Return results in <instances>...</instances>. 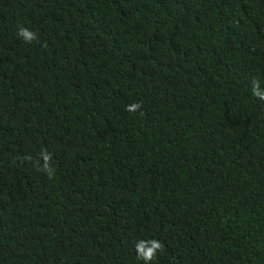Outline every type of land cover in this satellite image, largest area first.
Instances as JSON below:
<instances>
[{"label":"trees","instance_id":"1","mask_svg":"<svg viewBox=\"0 0 264 264\" xmlns=\"http://www.w3.org/2000/svg\"><path fill=\"white\" fill-rule=\"evenodd\" d=\"M253 80L264 0H0V264H264Z\"/></svg>","mask_w":264,"mask_h":264},{"label":"clouds","instance_id":"2","mask_svg":"<svg viewBox=\"0 0 264 264\" xmlns=\"http://www.w3.org/2000/svg\"><path fill=\"white\" fill-rule=\"evenodd\" d=\"M18 35L26 43H31L38 40L37 33L24 26L18 27ZM251 94L260 101H264V88H261L260 82L258 80L252 81ZM141 107L142 105L140 103H131L126 106L125 110L135 113L139 111ZM40 155L42 163L38 162L37 166L39 170L46 173L49 178L53 177L55 175V171L51 164L52 154L46 150H43ZM134 247L137 259L142 260L144 264H151V262L156 259L158 252L163 250L164 246L159 240L150 238L137 241Z\"/></svg>","mask_w":264,"mask_h":264}]
</instances>
